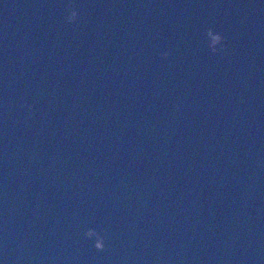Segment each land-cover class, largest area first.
Returning a JSON list of instances; mask_svg holds the SVG:
<instances>
[{
	"label": "water",
	"instance_id": "obj_1",
	"mask_svg": "<svg viewBox=\"0 0 264 264\" xmlns=\"http://www.w3.org/2000/svg\"><path fill=\"white\" fill-rule=\"evenodd\" d=\"M0 264H264V0H0Z\"/></svg>",
	"mask_w": 264,
	"mask_h": 264
},
{
	"label": "clouds",
	"instance_id": "obj_2",
	"mask_svg": "<svg viewBox=\"0 0 264 264\" xmlns=\"http://www.w3.org/2000/svg\"><path fill=\"white\" fill-rule=\"evenodd\" d=\"M70 7L75 8L74 5H71ZM78 16H79V11H78V10L71 11V12H69V14L67 15V21L70 22V23H74V22L77 20ZM95 235H96L95 232H91V231H90V232L87 233V236H88L89 238H90V237H93V236H95ZM98 246L102 247L103 245L100 244V245H98Z\"/></svg>",
	"mask_w": 264,
	"mask_h": 264
}]
</instances>
